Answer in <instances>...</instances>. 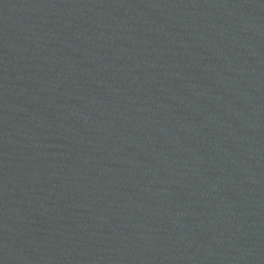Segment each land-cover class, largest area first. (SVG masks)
Instances as JSON below:
<instances>
[{
  "label": "water",
  "instance_id": "obj_1",
  "mask_svg": "<svg viewBox=\"0 0 264 264\" xmlns=\"http://www.w3.org/2000/svg\"><path fill=\"white\" fill-rule=\"evenodd\" d=\"M0 264H264V0H0Z\"/></svg>",
  "mask_w": 264,
  "mask_h": 264
}]
</instances>
